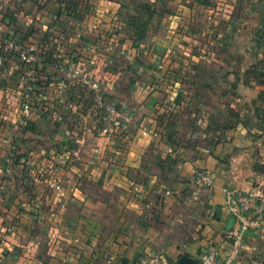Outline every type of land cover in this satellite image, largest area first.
I'll return each instance as SVG.
<instances>
[{
    "label": "crops",
    "instance_id": "1",
    "mask_svg": "<svg viewBox=\"0 0 264 264\" xmlns=\"http://www.w3.org/2000/svg\"><path fill=\"white\" fill-rule=\"evenodd\" d=\"M180 8L154 7L159 19L127 35L121 0H3L0 24L17 43L74 58L130 119L126 128L101 133L108 120L76 83L63 112L43 59L31 66L32 114L21 124L28 68L7 56L0 75V264H131L154 252L158 264H195L203 249L227 253L236 223L223 189L264 185V123L249 111L240 121L245 113L237 109L225 127L217 92L207 105L201 87L180 86L188 78L176 72L174 55L187 27ZM234 8H217L215 16L232 17ZM69 149L81 159L62 163L59 153ZM199 170L212 175L213 186L190 183ZM234 264H264V222L245 233Z\"/></svg>",
    "mask_w": 264,
    "mask_h": 264
},
{
    "label": "rangeland",
    "instance_id": "2",
    "mask_svg": "<svg viewBox=\"0 0 264 264\" xmlns=\"http://www.w3.org/2000/svg\"><path fill=\"white\" fill-rule=\"evenodd\" d=\"M121 3L126 9L122 22L127 35L152 19H159L153 14L154 7L181 6L179 21L187 27L178 36L174 55L178 58L176 72L187 73L188 78L180 86L201 87L207 93V105L214 102L211 93L217 92L225 127L237 109L240 114L245 113L239 117L240 121H246L249 111L256 122L264 123V0H121ZM232 6L237 10L234 16L229 13L224 19H217V8L231 12ZM255 186L264 190V185Z\"/></svg>",
    "mask_w": 264,
    "mask_h": 264
},
{
    "label": "built area",
    "instance_id": "3",
    "mask_svg": "<svg viewBox=\"0 0 264 264\" xmlns=\"http://www.w3.org/2000/svg\"><path fill=\"white\" fill-rule=\"evenodd\" d=\"M3 7V0H0V11ZM7 56H16L22 64L26 66L25 88L20 101L21 124L27 123L32 114L33 102V73L31 66L38 60L47 59L50 70L53 72L54 83L57 90L58 104L63 112L69 110V102L66 91L71 83L78 84L90 96L92 107L97 112L104 114L108 120V125L100 128L101 133L108 134L113 127L126 128L127 121L130 119L129 113L119 111L115 104L106 97L99 82L91 78L87 70L72 57H60L55 52L49 53L42 51L34 45L23 46L17 43L10 35L8 29L0 24V75L5 66ZM59 120L63 118V113L57 116ZM94 127L89 126L88 131ZM149 131L147 126L142 127V132ZM98 148H93L98 152ZM61 162L64 163L70 159H81V152L78 149L62 150L59 153ZM190 183L197 190L213 186L212 175L204 170L197 171ZM50 186L57 190L62 188L59 183H51ZM224 206L227 212L235 218V229L232 233V240L227 253L220 256L219 246L203 249L197 257V264H234L240 256L244 247V236L248 230L258 228L264 222V199L262 188L255 186L244 193L237 192L236 189L225 187ZM161 255L157 252L141 256L131 264H158Z\"/></svg>",
    "mask_w": 264,
    "mask_h": 264
},
{
    "label": "water",
    "instance_id": "4",
    "mask_svg": "<svg viewBox=\"0 0 264 264\" xmlns=\"http://www.w3.org/2000/svg\"><path fill=\"white\" fill-rule=\"evenodd\" d=\"M195 264H197V261L195 262Z\"/></svg>",
    "mask_w": 264,
    "mask_h": 264
}]
</instances>
